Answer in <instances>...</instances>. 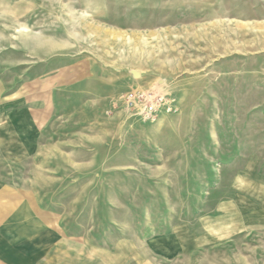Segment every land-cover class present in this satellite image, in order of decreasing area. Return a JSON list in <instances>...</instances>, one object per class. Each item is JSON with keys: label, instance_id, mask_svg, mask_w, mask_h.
I'll return each mask as SVG.
<instances>
[{"label": "rangeland", "instance_id": "374dc122", "mask_svg": "<svg viewBox=\"0 0 264 264\" xmlns=\"http://www.w3.org/2000/svg\"><path fill=\"white\" fill-rule=\"evenodd\" d=\"M0 1V205L137 261L264 264V0Z\"/></svg>", "mask_w": 264, "mask_h": 264}, {"label": "crops", "instance_id": "0c3cea01", "mask_svg": "<svg viewBox=\"0 0 264 264\" xmlns=\"http://www.w3.org/2000/svg\"><path fill=\"white\" fill-rule=\"evenodd\" d=\"M32 119L25 118L26 122H21V125L33 128L35 123ZM24 200H27L25 209ZM36 200L21 196L19 201L9 200L0 205V237L10 240L8 253L0 256V264H151L147 258L137 261V254L133 251L107 252L91 245L87 239L86 243L90 245H83L81 240L65 239L61 229L50 227L53 219L49 213L43 214ZM41 224L49 227L39 228Z\"/></svg>", "mask_w": 264, "mask_h": 264}]
</instances>
